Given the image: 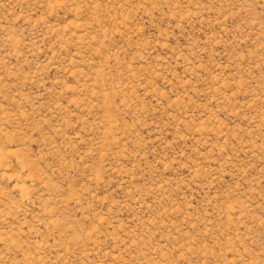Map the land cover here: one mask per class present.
Returning <instances> with one entry per match:
<instances>
[{
    "label": "rangeland",
    "instance_id": "374dc122",
    "mask_svg": "<svg viewBox=\"0 0 264 264\" xmlns=\"http://www.w3.org/2000/svg\"><path fill=\"white\" fill-rule=\"evenodd\" d=\"M0 264H264V0H0Z\"/></svg>",
    "mask_w": 264,
    "mask_h": 264
}]
</instances>
